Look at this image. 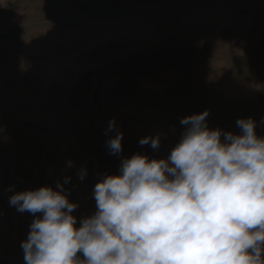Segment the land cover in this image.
Here are the masks:
<instances>
[{"label":"rangeland","instance_id":"1","mask_svg":"<svg viewBox=\"0 0 264 264\" xmlns=\"http://www.w3.org/2000/svg\"><path fill=\"white\" fill-rule=\"evenodd\" d=\"M205 110L210 129L250 117L264 136V0H0V264H24L35 219L12 194L59 182L79 227L104 175L166 159ZM156 135L158 150L139 144Z\"/></svg>","mask_w":264,"mask_h":264},{"label":"clouds","instance_id":"2","mask_svg":"<svg viewBox=\"0 0 264 264\" xmlns=\"http://www.w3.org/2000/svg\"><path fill=\"white\" fill-rule=\"evenodd\" d=\"M208 115L181 119L185 130L166 159L124 157L119 174L94 185L96 211L79 227L78 204L59 182L12 194L10 206L35 217L21 242L24 264H264V136L250 117L234 134L210 129ZM109 132L106 148L118 156L114 119ZM139 144L158 150L159 135Z\"/></svg>","mask_w":264,"mask_h":264}]
</instances>
